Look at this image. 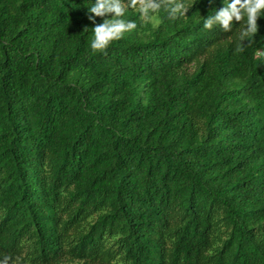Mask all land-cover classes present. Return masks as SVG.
<instances>
[{"label": "trees", "instance_id": "16d2710c", "mask_svg": "<svg viewBox=\"0 0 264 264\" xmlns=\"http://www.w3.org/2000/svg\"><path fill=\"white\" fill-rule=\"evenodd\" d=\"M184 2L100 52L88 0H0V264H264V16Z\"/></svg>", "mask_w": 264, "mask_h": 264}, {"label": "clouds", "instance_id": "9594fccd", "mask_svg": "<svg viewBox=\"0 0 264 264\" xmlns=\"http://www.w3.org/2000/svg\"><path fill=\"white\" fill-rule=\"evenodd\" d=\"M209 2L211 3V0ZM85 5L87 12L91 14L88 20L93 23L89 47L100 52L112 41L136 29V21L126 18L128 7L135 6L140 17L152 21L157 20V14L162 6L169 21L186 16L189 7L185 5L184 0H88ZM262 10L264 0H221L219 8L202 18V27L210 30L214 26H219L221 30L227 32L233 28L234 22H242L243 27L238 38L240 43L236 47V51L239 52L242 51V41L256 33L257 17L264 16ZM96 17L102 18V22L95 23ZM257 55L264 57V52H258Z\"/></svg>", "mask_w": 264, "mask_h": 264}]
</instances>
